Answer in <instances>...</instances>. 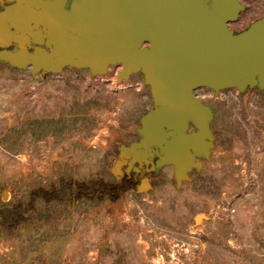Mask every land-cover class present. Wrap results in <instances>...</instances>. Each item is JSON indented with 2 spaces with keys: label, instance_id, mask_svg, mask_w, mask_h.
<instances>
[{
  "label": "rangeland",
  "instance_id": "obj_1",
  "mask_svg": "<svg viewBox=\"0 0 264 264\" xmlns=\"http://www.w3.org/2000/svg\"><path fill=\"white\" fill-rule=\"evenodd\" d=\"M241 3L234 32L264 15V0ZM120 70L42 76L0 61V264H264L262 88L195 90L211 110V138L176 178L171 165L121 162L153 102L140 71ZM124 172L139 184L118 203L72 200L73 182ZM38 188L61 200L30 202ZM17 204L27 210L13 224L3 213Z\"/></svg>",
  "mask_w": 264,
  "mask_h": 264
},
{
  "label": "water",
  "instance_id": "obj_2",
  "mask_svg": "<svg viewBox=\"0 0 264 264\" xmlns=\"http://www.w3.org/2000/svg\"><path fill=\"white\" fill-rule=\"evenodd\" d=\"M10 1L0 11V60L11 66L42 76L68 66L142 73L153 107L139 140L120 148L127 167L171 165L183 177L211 138V110L195 90L264 89V15L242 31L229 28L241 0Z\"/></svg>",
  "mask_w": 264,
  "mask_h": 264
},
{
  "label": "trees",
  "instance_id": "obj_3",
  "mask_svg": "<svg viewBox=\"0 0 264 264\" xmlns=\"http://www.w3.org/2000/svg\"><path fill=\"white\" fill-rule=\"evenodd\" d=\"M262 90L264 91V89ZM139 178L140 175L137 173L124 172L119 179L113 181H107L103 178H93L88 181H75L70 186L71 198L75 202L86 201L97 204L110 202L116 204L120 201L124 193L137 187ZM37 198L44 200L46 203L54 200H61L60 193L57 190L50 191L45 188L35 189L32 192L30 202H33ZM24 210H27V207L17 204L11 207L9 211L4 212L3 216L15 224L20 219ZM96 264H99V261H96Z\"/></svg>",
  "mask_w": 264,
  "mask_h": 264
},
{
  "label": "flooded vegetation",
  "instance_id": "obj_4",
  "mask_svg": "<svg viewBox=\"0 0 264 264\" xmlns=\"http://www.w3.org/2000/svg\"><path fill=\"white\" fill-rule=\"evenodd\" d=\"M69 1L70 0H67V2H68V4H69ZM11 3V1L10 0H1L0 1V11L2 10V9H4V7L5 6H7V5H9ZM68 6V5H67ZM67 6H66V8H67ZM244 30V29H243ZM2 50V48H0V51ZM7 50H10V51H14V50H16V48L15 47H13V46H11V47H9V48H7ZM1 62L3 61V60H0ZM7 65H9V66H11L7 61H4Z\"/></svg>",
  "mask_w": 264,
  "mask_h": 264
},
{
  "label": "bare ground",
  "instance_id": "obj_5",
  "mask_svg": "<svg viewBox=\"0 0 264 264\" xmlns=\"http://www.w3.org/2000/svg\"><path fill=\"white\" fill-rule=\"evenodd\" d=\"M200 218H201V216L198 215V216L195 218V222H199V221H200Z\"/></svg>",
  "mask_w": 264,
  "mask_h": 264
}]
</instances>
